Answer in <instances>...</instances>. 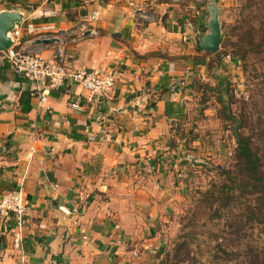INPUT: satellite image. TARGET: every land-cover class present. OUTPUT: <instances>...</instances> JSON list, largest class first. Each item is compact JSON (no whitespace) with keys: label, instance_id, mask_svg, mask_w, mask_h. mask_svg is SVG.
I'll use <instances>...</instances> for the list:
<instances>
[{"label":"crops","instance_id":"0c3cea01","mask_svg":"<svg viewBox=\"0 0 264 264\" xmlns=\"http://www.w3.org/2000/svg\"><path fill=\"white\" fill-rule=\"evenodd\" d=\"M4 10L19 12L38 29L23 36V46L45 59L59 55L67 68L101 70L115 81L99 101L87 102L85 91L68 84L40 104L31 96L35 84L16 76L0 52V196L23 184L30 203L21 231L23 259L120 264L133 246L126 241L138 238L134 230L126 237V226L135 229L141 211L153 219L159 208L172 151L165 138L184 118L183 82L190 88L205 75L199 41L208 33L207 5L9 0L0 5ZM43 32L57 41L35 45ZM22 94L29 96L28 111L19 103ZM59 206L78 207L79 213L66 216ZM13 235L12 224L0 218V264L22 258L12 249Z\"/></svg>","mask_w":264,"mask_h":264},{"label":"rangeland","instance_id":"374dc122","mask_svg":"<svg viewBox=\"0 0 264 264\" xmlns=\"http://www.w3.org/2000/svg\"><path fill=\"white\" fill-rule=\"evenodd\" d=\"M213 1L224 41L215 54L202 53L203 79L183 82L184 118L165 138L172 151L159 208L126 226V237L134 230L138 238L126 241L133 246L120 264H264L262 210L251 190L234 184L236 144L209 90L215 76L226 77L232 113L264 174V0Z\"/></svg>","mask_w":264,"mask_h":264},{"label":"built area","instance_id":"2783aa9c","mask_svg":"<svg viewBox=\"0 0 264 264\" xmlns=\"http://www.w3.org/2000/svg\"><path fill=\"white\" fill-rule=\"evenodd\" d=\"M9 0H0V5L6 6ZM96 14L92 16L95 18ZM38 29L31 24H25L21 21L19 26H15L8 37L11 40V46L4 51L13 73L29 79L35 84L34 93L31 96L39 97V103L43 104L48 94L52 91H58L68 84H73L87 93L85 97L87 102H95L107 98L114 87V78L97 69H79L67 68L63 65L59 55H55L51 60L45 59L41 54L32 48L22 45L21 41L24 35L33 36ZM38 39H51L46 33H42ZM39 94V95H38ZM79 99L71 105L77 107ZM30 203L27 200L22 183H19L15 189L8 191L0 196V218L12 224L14 235L12 238V249L23 254L22 228L28 221V211ZM58 210L66 215H77L79 208L67 209L59 206ZM86 239V237H83ZM17 264H28L24 261L23 255Z\"/></svg>","mask_w":264,"mask_h":264},{"label":"trees","instance_id":"16d2710c","mask_svg":"<svg viewBox=\"0 0 264 264\" xmlns=\"http://www.w3.org/2000/svg\"><path fill=\"white\" fill-rule=\"evenodd\" d=\"M224 38L225 35L223 33L220 46ZM214 79L216 80V84L212 85L209 90L214 93L220 106L219 117L227 123L226 128L231 131L236 144L234 156L239 177L234 179V184L238 190L249 189L256 195L258 206L262 210V213L259 215L260 221L264 224V174L260 171L259 157L253 151L249 137L241 132L243 129L242 121L232 113L231 95L226 77L215 76ZM28 99V94L20 96L19 103L24 111L29 110L28 106H24ZM158 264H164V262L161 261Z\"/></svg>","mask_w":264,"mask_h":264},{"label":"water","instance_id":"95a60500","mask_svg":"<svg viewBox=\"0 0 264 264\" xmlns=\"http://www.w3.org/2000/svg\"><path fill=\"white\" fill-rule=\"evenodd\" d=\"M208 12V33L199 41V47L206 53L215 54L219 50L222 35L218 20V12L213 0H209ZM21 21L22 16L19 12L0 11V52H4L10 48L12 43L8 37V33L11 32L15 26H19ZM56 41L55 39H36L34 44H49Z\"/></svg>","mask_w":264,"mask_h":264}]
</instances>
